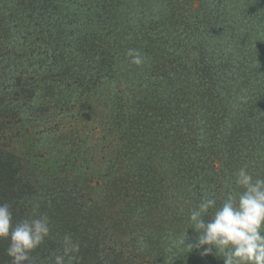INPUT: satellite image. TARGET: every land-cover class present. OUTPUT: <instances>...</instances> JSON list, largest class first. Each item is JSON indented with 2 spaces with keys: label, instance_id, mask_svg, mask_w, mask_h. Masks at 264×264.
I'll return each mask as SVG.
<instances>
[{
  "label": "trees",
  "instance_id": "1",
  "mask_svg": "<svg viewBox=\"0 0 264 264\" xmlns=\"http://www.w3.org/2000/svg\"><path fill=\"white\" fill-rule=\"evenodd\" d=\"M91 94L122 145L101 200L23 163ZM99 201L164 212L120 237ZM0 264H264V0H0Z\"/></svg>",
  "mask_w": 264,
  "mask_h": 264
},
{
  "label": "rangeland",
  "instance_id": "2",
  "mask_svg": "<svg viewBox=\"0 0 264 264\" xmlns=\"http://www.w3.org/2000/svg\"><path fill=\"white\" fill-rule=\"evenodd\" d=\"M193 6H197L196 1L193 2ZM120 87L122 86L120 85ZM74 105L76 108L70 110L68 112L69 115L66 114L62 123H60V127L62 128L60 132L62 131L66 134H70L69 136H78L77 139L73 140L75 144H69L70 146H67V140L60 142L56 137L48 135H45L36 143H33L25 137L27 143L22 144V146L29 152L27 157L29 160L27 161V158L24 159L23 163H26L24 172L32 175L40 169L43 171H52L54 168H59V166L62 165L66 168L67 173L65 174L70 177L74 176L80 178L78 182L85 185L90 196L101 200L106 195L107 186L104 185V182L108 179L107 176H102V172L105 168V164L108 163L111 158L118 155V149L122 146L119 140L120 134H111L108 125L105 123L108 110L107 107H105L103 96L91 94L87 98H82L80 104ZM34 130H36V128L31 127L23 132L32 134L35 132ZM12 132L15 133L17 131L13 130ZM24 134L20 137V140L24 139ZM33 137L38 136L35 135ZM124 142L126 141L122 139V144ZM75 149L78 151L75 152ZM252 160H248L244 169H242L244 174L242 184L247 186L250 185V187H252L251 184L254 180L252 177H258V175H256V169H254L253 166L255 161ZM258 162L261 161L259 160ZM76 165L80 167V173L77 172L75 168L77 167ZM70 166L72 167L70 168ZM99 202L108 211L107 215L113 217L118 222L124 221L123 226H121L122 228L117 231L118 233L121 229L125 231L121 233L120 237H124L123 234H136V236H138L137 234L146 235L148 232L146 231L148 228L146 226L150 225L153 221H158L160 218L157 214L159 212H164L161 207L153 212L150 210L151 214L149 215L139 213L132 214V211L130 209L127 211L124 205L112 202L113 205L109 206L110 202ZM172 214L174 215L176 212L173 211ZM174 222V224L177 223L176 220H174Z\"/></svg>",
  "mask_w": 264,
  "mask_h": 264
}]
</instances>
